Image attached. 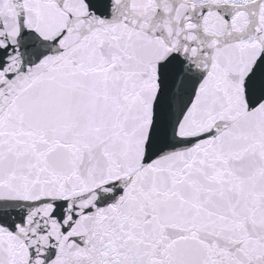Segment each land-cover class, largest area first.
I'll list each match as a JSON object with an SVG mask.
<instances>
[{"label":"snow or ice","instance_id":"obj_1","mask_svg":"<svg viewBox=\"0 0 264 264\" xmlns=\"http://www.w3.org/2000/svg\"><path fill=\"white\" fill-rule=\"evenodd\" d=\"M0 264H264V0H0Z\"/></svg>","mask_w":264,"mask_h":264}]
</instances>
